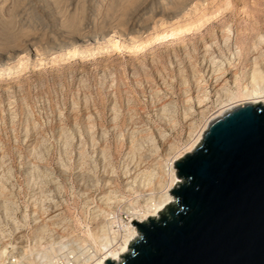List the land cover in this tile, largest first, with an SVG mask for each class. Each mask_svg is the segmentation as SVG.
Wrapping results in <instances>:
<instances>
[{
  "label": "rangeland",
  "instance_id": "obj_1",
  "mask_svg": "<svg viewBox=\"0 0 264 264\" xmlns=\"http://www.w3.org/2000/svg\"><path fill=\"white\" fill-rule=\"evenodd\" d=\"M200 20L205 31L179 33ZM228 28L244 65L264 58V0H0V249L75 237L94 247L86 232L104 225L102 210L127 222L124 203L108 210L103 198L126 194L131 138L164 157L220 113L214 94L184 109L206 46L227 54Z\"/></svg>",
  "mask_w": 264,
  "mask_h": 264
},
{
  "label": "water",
  "instance_id": "obj_2",
  "mask_svg": "<svg viewBox=\"0 0 264 264\" xmlns=\"http://www.w3.org/2000/svg\"><path fill=\"white\" fill-rule=\"evenodd\" d=\"M176 202L137 226L119 262L264 264V105L246 103L209 124L174 163Z\"/></svg>",
  "mask_w": 264,
  "mask_h": 264
},
{
  "label": "bare ground",
  "instance_id": "obj_3",
  "mask_svg": "<svg viewBox=\"0 0 264 264\" xmlns=\"http://www.w3.org/2000/svg\"><path fill=\"white\" fill-rule=\"evenodd\" d=\"M198 22L199 20H196L194 23L199 25ZM201 23L200 26H194L192 29L182 27L179 29V33L190 34L192 31H197V33L205 31L203 25L205 23ZM222 34V40L225 49H227V54H223L221 51L222 48L219 47L220 44H216L213 41L206 46V49L204 48L206 53H204L205 56H203L204 59L201 64L203 67V76L199 83H197L195 89L197 96H194V98L190 97L187 101L188 104H190V109H184V114L187 118L192 115L191 111L194 108L193 106H204L211 99L212 94H214V96L217 97L216 103L221 105L220 113L214 118L211 117L207 119L203 126H199L197 123H192L190 125L189 136L184 144L182 146H171L169 152L164 157L160 155L159 148L155 146V148L152 147L153 149L149 151V155H145V148L143 146H138V143L136 144V141H134L135 138L131 136L129 151L126 154V157L130 159V163L123 173L124 178L122 182L126 194H122V192L120 194L118 191L119 187L117 188L116 186H113L110 189L112 191H110L109 194L106 192L108 195H105V198L102 197L106 202L107 209L109 207L108 205H111L113 200H115L113 204L119 205L124 203L123 212L125 216L127 215L128 221L124 222V220L117 215L118 211L115 213L108 209L109 212H107L102 210L103 208H100L98 211H102L99 216L103 217L105 220L104 225L99 227L98 230L95 228L96 231L90 229L86 232L87 236L93 240L95 244L94 247L89 244L86 238L75 237L71 243L69 241H63L62 239L61 241L50 242L48 247L42 245L38 246L35 243V246L31 247L28 252L20 253L18 247L13 245L12 242H5L3 243L5 247L0 249L1 260L3 256L7 257L8 255H11V257L15 258L17 264H105L108 259L119 262L120 256L129 252L128 247L130 243L139 236L138 228L132 224V221L136 220L139 223H143L144 221H147V218L149 217L159 218V212L163 211L168 204L176 202L175 196L172 195L170 191L175 188L178 182L181 183L182 180L177 177V168L174 167V163L197 148L203 139L204 133L208 129L210 122L215 118L222 116L227 111H231L233 108L246 103L258 104L261 102L264 105V58L256 57L252 62L250 61V64L244 65L243 52L238 48L234 51L231 49L230 42L233 35L232 30L230 28L223 30ZM216 40H218V38L215 39V42H217ZM261 40L264 42L263 36ZM216 47L220 54L217 53V55H215V51H217ZM194 82L196 81L194 80ZM141 145H143V143ZM99 153L102 157H105L107 151L104 148L101 149ZM114 181L116 180L114 179ZM107 183L112 184L114 182L111 179ZM104 208L106 209L105 206ZM119 208L120 206L118 207V210ZM120 212L122 211L120 210ZM95 218H97V216H95ZM89 221L92 222L91 219ZM49 229L50 228L48 227L47 230ZM39 232H37L38 235H40ZM40 237L38 239H40ZM9 247H11L13 251H8Z\"/></svg>",
  "mask_w": 264,
  "mask_h": 264
},
{
  "label": "built area",
  "instance_id": "obj_4",
  "mask_svg": "<svg viewBox=\"0 0 264 264\" xmlns=\"http://www.w3.org/2000/svg\"><path fill=\"white\" fill-rule=\"evenodd\" d=\"M13 251L11 247L8 248V251ZM0 264H17V262H15V258L11 257V255H8L7 257H2V260L0 258Z\"/></svg>",
  "mask_w": 264,
  "mask_h": 264
}]
</instances>
